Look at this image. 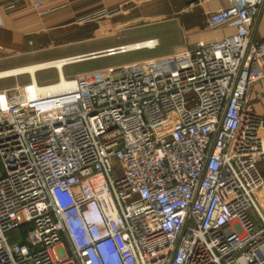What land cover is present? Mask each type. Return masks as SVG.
I'll list each match as a JSON object with an SVG mask.
<instances>
[{
    "label": "built area",
    "instance_id": "1",
    "mask_svg": "<svg viewBox=\"0 0 264 264\" xmlns=\"http://www.w3.org/2000/svg\"><path fill=\"white\" fill-rule=\"evenodd\" d=\"M230 1L207 18L230 37L70 77L89 54L53 59L55 83L0 90V264H264V119L245 110L264 0Z\"/></svg>",
    "mask_w": 264,
    "mask_h": 264
},
{
    "label": "crops",
    "instance_id": "2",
    "mask_svg": "<svg viewBox=\"0 0 264 264\" xmlns=\"http://www.w3.org/2000/svg\"><path fill=\"white\" fill-rule=\"evenodd\" d=\"M36 2L43 3L44 15L36 14L33 8V4ZM230 3V0H209L202 5H199L197 0H0V73L46 62L36 59V55L43 51V48H39V46L36 49L33 48L32 39L59 38L58 35L50 33L53 28L59 23H64L70 14H77L83 9L94 8L98 5L103 7L117 5L120 8L129 4L143 5L144 10L154 12L152 14L154 19H159L160 23L165 24L166 31H170L175 38H182V43L172 50L176 52L181 48H192L198 41L211 42L232 36L235 33V27L230 24L215 29H210L207 26L208 16ZM195 4L198 5L206 19L200 28L190 31L186 28L187 22L182 21L178 17V13ZM163 10L169 14L165 15L168 16L166 19H162V16L159 17ZM185 15L189 14L185 13ZM146 37L148 36L136 38ZM250 37L254 41L264 38V5L252 26ZM152 38L157 39L158 37ZM107 49L109 48H102L99 51ZM36 71H34V78ZM21 74L1 75L0 77L19 76L0 79V90L10 88L15 84H28L31 79L30 74L27 75L30 77H28V81L24 80L25 74ZM245 100V110L264 119V79L253 84L246 94ZM262 148L264 152V137ZM256 166L264 179V153L256 160ZM260 201L264 205V186L260 191Z\"/></svg>",
    "mask_w": 264,
    "mask_h": 264
},
{
    "label": "rangeland",
    "instance_id": "3",
    "mask_svg": "<svg viewBox=\"0 0 264 264\" xmlns=\"http://www.w3.org/2000/svg\"><path fill=\"white\" fill-rule=\"evenodd\" d=\"M143 7V5L135 4L121 8L117 5L111 7L98 5L94 8L83 9L77 14H70L64 23H59L50 32L58 35L59 38L32 39L33 48L36 49L38 46L43 48V51L36 55V59L49 61L84 53H95L102 48H114L158 37L159 46L152 50L142 49L126 54L99 56L66 66L62 69V73L65 77H70L82 72L112 68L172 54L174 47L182 43V38H175L170 31H166L165 24L160 23L159 19H154L152 15L154 12L144 10ZM183 11H178V17L187 22L188 30H196L204 24L206 18L197 4L191 5ZM185 13L189 15L187 16ZM165 15L169 14L163 10L159 17L162 16V19H166L168 16ZM143 36L148 37L136 38ZM28 77L25 75L24 80L28 81ZM56 79L57 75L54 69L35 73V81L39 85L55 83ZM10 235L14 237L15 241L22 240L25 236V227L22 226Z\"/></svg>",
    "mask_w": 264,
    "mask_h": 264
},
{
    "label": "bare ground",
    "instance_id": "4",
    "mask_svg": "<svg viewBox=\"0 0 264 264\" xmlns=\"http://www.w3.org/2000/svg\"><path fill=\"white\" fill-rule=\"evenodd\" d=\"M59 64H60V62L57 63V65H59ZM38 69H39V64L33 65V66H29V67H25V68H19V69L12 70V71L2 72V73H0V76L1 75H10V74H17V73L26 72L27 74H30L32 81L36 82L35 78H34V71L38 70ZM60 71H61V74H62V69Z\"/></svg>",
    "mask_w": 264,
    "mask_h": 264
},
{
    "label": "water",
    "instance_id": "5",
    "mask_svg": "<svg viewBox=\"0 0 264 264\" xmlns=\"http://www.w3.org/2000/svg\"><path fill=\"white\" fill-rule=\"evenodd\" d=\"M106 53V51H102V52H96V53H90L88 56V58H93V57H99V56H102Z\"/></svg>",
    "mask_w": 264,
    "mask_h": 264
}]
</instances>
